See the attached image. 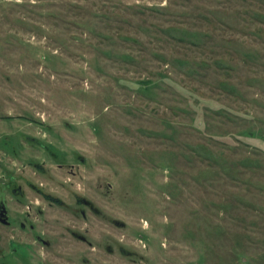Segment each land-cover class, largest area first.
Instances as JSON below:
<instances>
[{"label": "rangeland", "instance_id": "rangeland-1", "mask_svg": "<svg viewBox=\"0 0 264 264\" xmlns=\"http://www.w3.org/2000/svg\"><path fill=\"white\" fill-rule=\"evenodd\" d=\"M2 206L0 264H264V0H0Z\"/></svg>", "mask_w": 264, "mask_h": 264}, {"label": "flooded vegetation", "instance_id": "flooded-vegetation-1", "mask_svg": "<svg viewBox=\"0 0 264 264\" xmlns=\"http://www.w3.org/2000/svg\"><path fill=\"white\" fill-rule=\"evenodd\" d=\"M1 204H2V203H1ZM0 217H1V219H0L1 222H2V218H6V217H7V210L4 208V206H2V207L0 208ZM3 224L8 225V224H10V222L7 221L6 223H3Z\"/></svg>", "mask_w": 264, "mask_h": 264}, {"label": "water", "instance_id": "water-1", "mask_svg": "<svg viewBox=\"0 0 264 264\" xmlns=\"http://www.w3.org/2000/svg\"><path fill=\"white\" fill-rule=\"evenodd\" d=\"M2 222H3V223H6V222H7V220H5L4 218H2Z\"/></svg>", "mask_w": 264, "mask_h": 264}]
</instances>
